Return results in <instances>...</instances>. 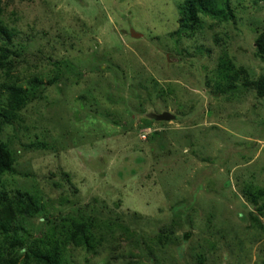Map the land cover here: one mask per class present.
Wrapping results in <instances>:
<instances>
[{
	"label": "rangeland",
	"instance_id": "obj_1",
	"mask_svg": "<svg viewBox=\"0 0 264 264\" xmlns=\"http://www.w3.org/2000/svg\"><path fill=\"white\" fill-rule=\"evenodd\" d=\"M181 2L0 0L17 51L0 86L43 82L0 132L14 155L0 190L94 220L93 250L68 240L64 264H264V195L243 194L264 192V97L240 90L264 74V0H216L222 15L179 40ZM45 212L15 216L11 237H39Z\"/></svg>",
	"mask_w": 264,
	"mask_h": 264
},
{
	"label": "trees",
	"instance_id": "obj_2",
	"mask_svg": "<svg viewBox=\"0 0 264 264\" xmlns=\"http://www.w3.org/2000/svg\"><path fill=\"white\" fill-rule=\"evenodd\" d=\"M178 5L182 18L179 29L172 36L179 40L183 36L190 35L197 26L200 18L199 13L213 12L216 15L220 12L219 15H222V11L216 8V0H183ZM14 32L16 31L0 18V72L12 70L16 66L13 64L14 58H11L12 55L14 56L17 53L16 49L13 48L15 47L13 43ZM255 55L264 61V31L259 32L255 38ZM65 64L69 67L67 63ZM241 84L240 90H250L258 97H264V74L252 80L244 76ZM42 85L41 80L33 78L30 86L26 88L15 85L0 86V132L7 124H12L11 121L19 110L29 101L38 97L39 88ZM232 89L236 90V87ZM13 162L14 155L10 145L0 139V180L2 175L11 168ZM243 194L249 202L257 204L256 200L263 197L264 192L262 188L251 185V188H244ZM0 205L8 207L6 217L0 221V233L6 239L4 245L0 246V264H12L11 261L14 260L11 257L15 256V260H17L16 255L19 254L25 256V259H23L25 264H64L62 257L64 251H67L68 240L74 241L77 246L85 247L89 252L93 250L94 242L98 240L97 231L94 230V220L90 218V222L80 221L76 215L77 210L74 213L63 212V214H58L57 218L46 216L45 206L34 196L21 191H16L12 199L0 190ZM44 212L39 237H32L29 234L19 238L11 237L18 229L15 224L16 220H13L15 216L30 217L38 214L43 216ZM59 212L61 211L59 210ZM119 218V216H116L115 220ZM58 223L62 228L58 229ZM113 223L109 222V224ZM175 224L176 220L172 218L166 224L158 225L160 226L158 227V236L161 238L168 236ZM100 236H102L101 232ZM58 241L60 245H58ZM13 252L17 254H12Z\"/></svg>",
	"mask_w": 264,
	"mask_h": 264
},
{
	"label": "water",
	"instance_id": "obj_3",
	"mask_svg": "<svg viewBox=\"0 0 264 264\" xmlns=\"http://www.w3.org/2000/svg\"><path fill=\"white\" fill-rule=\"evenodd\" d=\"M155 118L157 120H165V121H170L175 118V115L169 111H163L159 114H155Z\"/></svg>",
	"mask_w": 264,
	"mask_h": 264
}]
</instances>
